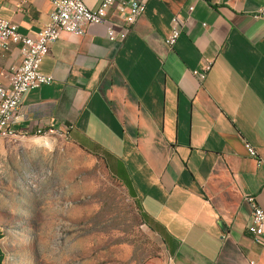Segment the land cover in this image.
I'll list each match as a JSON object with an SVG mask.
<instances>
[{
  "label": "crops",
  "instance_id": "crops-1",
  "mask_svg": "<svg viewBox=\"0 0 264 264\" xmlns=\"http://www.w3.org/2000/svg\"><path fill=\"white\" fill-rule=\"evenodd\" d=\"M141 1L133 23L112 9L84 36L62 34L39 67L53 82L24 96L14 129L61 133L102 160L162 237L150 264H264L245 201L264 210V0ZM84 2L96 10L102 0ZM54 9L0 0V16L24 35ZM20 61L18 51L0 60L2 84ZM206 63L201 82L194 72ZM5 238L0 226V264Z\"/></svg>",
  "mask_w": 264,
  "mask_h": 264
},
{
  "label": "rangeland",
  "instance_id": "rangeland-1",
  "mask_svg": "<svg viewBox=\"0 0 264 264\" xmlns=\"http://www.w3.org/2000/svg\"><path fill=\"white\" fill-rule=\"evenodd\" d=\"M5 264H150L162 237L102 160L61 133L0 138Z\"/></svg>",
  "mask_w": 264,
  "mask_h": 264
},
{
  "label": "built area",
  "instance_id": "built-area-1",
  "mask_svg": "<svg viewBox=\"0 0 264 264\" xmlns=\"http://www.w3.org/2000/svg\"><path fill=\"white\" fill-rule=\"evenodd\" d=\"M54 11L50 21L36 35H24L12 21L0 16V60L18 51L21 56L20 64L12 68V79L9 86L0 82V136L4 139L25 137L14 129L18 113L24 96L31 90L50 85L52 75L39 71L44 57L50 54L51 46L61 38L62 34H72L82 37L86 29L92 24H103L112 9H120L127 15L128 21L133 23L145 13L146 5L141 0H102L96 10H92L84 0H51ZM194 7L189 8L193 11ZM181 34V28L174 27L167 39V44L173 47ZM109 38H117L113 31H109ZM211 68L206 63L200 70L194 72L199 81H204ZM43 134L38 131V134ZM250 155L257 157L256 151L251 148ZM252 206V217L249 232L258 244L264 243V210L258 205L254 197H245Z\"/></svg>",
  "mask_w": 264,
  "mask_h": 264
},
{
  "label": "bare ground",
  "instance_id": "bare-ground-1",
  "mask_svg": "<svg viewBox=\"0 0 264 264\" xmlns=\"http://www.w3.org/2000/svg\"><path fill=\"white\" fill-rule=\"evenodd\" d=\"M4 136H0V138H3Z\"/></svg>",
  "mask_w": 264,
  "mask_h": 264
}]
</instances>
